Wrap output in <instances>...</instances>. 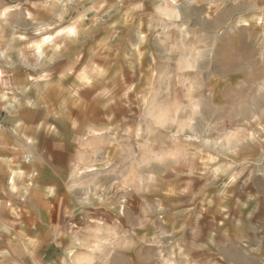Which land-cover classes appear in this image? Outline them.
<instances>
[{
  "label": "rangeland",
  "instance_id": "374dc122",
  "mask_svg": "<svg viewBox=\"0 0 264 264\" xmlns=\"http://www.w3.org/2000/svg\"><path fill=\"white\" fill-rule=\"evenodd\" d=\"M262 18L264 0H0V120L9 130V143L27 149L22 207L36 201L28 185L37 175L29 168L35 155L24 139L27 133L14 131L21 123L14 117L20 119L28 110L25 101L35 99L28 80L35 75L33 61L25 45L61 28L78 29V42L61 50V63L74 61L83 48L85 60L109 68L110 86L115 81L123 86L125 72L146 84L145 74L151 75L146 61L156 60L162 89L184 101L189 129L194 119L202 131L231 125L235 133L223 144L233 153L229 185L199 197L195 207L181 205L172 195L174 186L166 183L161 198L145 202L141 215L129 217L125 226L113 223L95 233L58 231L51 235L54 250L29 249L27 257L50 264H264V137L247 135L256 127L247 122L258 118L264 125ZM22 35L29 40H19ZM19 67L25 73H18ZM129 90L135 88L129 85ZM85 137L80 139L86 163L73 188L80 199L87 194L82 184L92 183L101 160L115 150V145L93 149ZM77 210L69 208L67 215Z\"/></svg>",
  "mask_w": 264,
  "mask_h": 264
},
{
  "label": "clouds",
  "instance_id": "9594fccd",
  "mask_svg": "<svg viewBox=\"0 0 264 264\" xmlns=\"http://www.w3.org/2000/svg\"><path fill=\"white\" fill-rule=\"evenodd\" d=\"M172 16L179 19L175 12ZM260 24L264 25V18ZM34 36L39 38L41 30ZM77 37L78 29L72 25L25 45L33 61L30 67L35 75L28 80L29 87L35 88V99L25 101L28 110L14 131L27 133L24 139L34 152L39 172L38 176L33 173L28 185L35 189L36 201L25 205V211L39 210L24 220L33 237L45 243L58 231L95 233L113 223L123 227L129 217L141 215L145 202L161 198L166 183L174 186V199L189 208L195 207L199 197L212 196L229 185L233 153L226 152L223 144L225 137L235 134L231 125L202 131L193 119L189 129L184 101L162 89L156 60L146 61L151 66L146 84L125 72L123 86L119 81L110 86L109 68H98L92 58L85 60L83 48L74 61L61 63V50L76 44ZM19 40L29 37L22 35ZM129 85L135 91L126 92ZM247 123L256 125L247 135L264 137L258 118ZM81 137L100 151L115 145L101 160L92 183L82 184L87 188L82 199L80 192L73 191L86 163ZM69 208L78 210L70 217Z\"/></svg>",
  "mask_w": 264,
  "mask_h": 264
},
{
  "label": "crops",
  "instance_id": "0c3cea01",
  "mask_svg": "<svg viewBox=\"0 0 264 264\" xmlns=\"http://www.w3.org/2000/svg\"><path fill=\"white\" fill-rule=\"evenodd\" d=\"M21 72L25 73L19 67L18 73ZM14 118V121L20 120L17 116ZM2 122L5 123L0 120V264H50L43 258L27 257L26 251L29 249L54 250L56 243L52 241L44 243L38 239L39 243H36L37 247H35L31 228L24 224L25 217L29 216L25 207L21 205V197H23L21 191L25 188L23 175L29 170L26 160L23 162V154L27 152V149L9 143V130ZM36 167L33 165L29 168L35 170ZM87 171L91 173L93 170ZM36 173L38 176L39 172L36 171ZM34 193L33 188L30 196L36 200ZM9 202H13L14 208H10ZM38 212H31L30 215L38 214ZM26 237L30 241H26ZM21 238L24 242L20 240Z\"/></svg>",
  "mask_w": 264,
  "mask_h": 264
}]
</instances>
